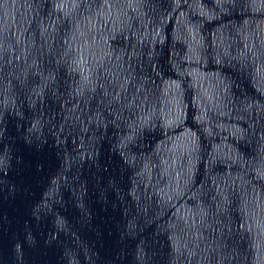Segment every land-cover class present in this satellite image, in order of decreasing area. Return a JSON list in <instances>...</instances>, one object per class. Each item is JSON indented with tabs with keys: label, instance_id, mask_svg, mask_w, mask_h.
<instances>
[{
	"label": "water",
	"instance_id": "1",
	"mask_svg": "<svg viewBox=\"0 0 264 264\" xmlns=\"http://www.w3.org/2000/svg\"><path fill=\"white\" fill-rule=\"evenodd\" d=\"M0 264H264V0H0Z\"/></svg>",
	"mask_w": 264,
	"mask_h": 264
}]
</instances>
